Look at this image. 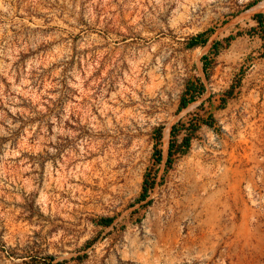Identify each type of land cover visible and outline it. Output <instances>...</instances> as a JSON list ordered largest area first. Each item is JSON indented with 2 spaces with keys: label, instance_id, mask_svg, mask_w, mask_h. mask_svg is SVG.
<instances>
[{
  "label": "rangeland",
  "instance_id": "obj_1",
  "mask_svg": "<svg viewBox=\"0 0 264 264\" xmlns=\"http://www.w3.org/2000/svg\"><path fill=\"white\" fill-rule=\"evenodd\" d=\"M256 12L0 0V264H264Z\"/></svg>",
  "mask_w": 264,
  "mask_h": 264
},
{
  "label": "trees",
  "instance_id": "obj_2",
  "mask_svg": "<svg viewBox=\"0 0 264 264\" xmlns=\"http://www.w3.org/2000/svg\"><path fill=\"white\" fill-rule=\"evenodd\" d=\"M251 18L254 21V26H252L250 28V30H252L254 32V34H256L258 36V38L260 39V41H261L260 45L262 48L261 54L264 55V13L256 12L252 15ZM193 42H195V40H191L189 42V44H192ZM185 104H186V100L183 99V97H180L179 107H183ZM156 132H157V136H159V131H156ZM169 147H170V145H169ZM155 153H156V159H159V157H160L159 151L156 150ZM145 191H146V188L143 187V192L140 195L141 198L144 197ZM109 221H110V218H105V217L100 218V223L103 225L108 224Z\"/></svg>",
  "mask_w": 264,
  "mask_h": 264
},
{
  "label": "bare ground",
  "instance_id": "obj_3",
  "mask_svg": "<svg viewBox=\"0 0 264 264\" xmlns=\"http://www.w3.org/2000/svg\"><path fill=\"white\" fill-rule=\"evenodd\" d=\"M262 5V4H261Z\"/></svg>",
  "mask_w": 264,
  "mask_h": 264
}]
</instances>
